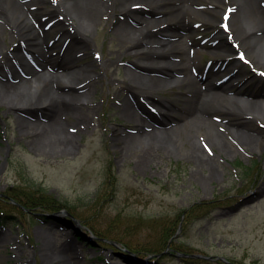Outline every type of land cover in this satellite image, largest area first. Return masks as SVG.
<instances>
[{
  "label": "rangeland",
  "instance_id": "rangeland-1",
  "mask_svg": "<svg viewBox=\"0 0 264 264\" xmlns=\"http://www.w3.org/2000/svg\"><path fill=\"white\" fill-rule=\"evenodd\" d=\"M199 2L196 7L203 13H213L212 5L210 7L205 0ZM169 3L174 4L171 0L163 2L165 6ZM227 8L223 5L220 12ZM174 9L169 8L153 17L165 16L164 23L157 22V27L165 25L174 30L178 36L171 39L179 40L185 38V30H181V34L177 31L182 20H169ZM220 18L219 13L217 19ZM116 19L118 15L102 18L93 27L92 38H86L90 46L88 51L80 55L79 65L92 64L98 76L97 81H91L89 89L84 91L87 102L83 108L89 110L90 117L83 130L73 131L71 137L68 136L70 151L31 148L28 136L22 134L18 113L32 120H46L45 112L34 108L35 105H27L17 112L9 110L8 98L0 102V213L4 211L3 215L12 216L0 227L3 244L0 264H56L46 260L42 236L50 237L57 245L74 243L75 254L82 264H116L121 259L127 264H208L189 254L225 259L230 261L228 264H264V147L258 148L254 143L248 146L244 139L245 135L262 137L264 116L254 118L240 111L234 114L218 109L212 116L213 122L235 152H221L206 139L204 128L192 127L185 130L186 134L182 132L188 141H183L180 147L173 144L171 154L156 149L155 159L140 166L139 152L124 151L121 147V138L135 131V124L121 113L124 98H131L136 111L151 125L165 128L175 122L166 123L159 106L153 107V102L180 100L187 86H163L151 93L152 98L142 90L129 89L125 78L131 56L125 54L127 44L115 32ZM191 25L195 29V39L200 43L197 48L201 52L198 58L201 66L213 67L214 72L223 65L230 69L213 76L216 83L231 81L238 84L242 79V85L258 94L227 93L263 102L264 62L253 58L239 68L229 59L231 47L227 42L213 47L208 41L215 33L214 28L194 21ZM222 26L221 22L217 24L219 28ZM45 36L52 42L50 52L55 56L72 53L65 49L64 40L57 41L60 33L45 31ZM8 40L11 48L25 45L23 39L16 38L12 44ZM172 59L180 61L177 56ZM253 75L257 76L254 82L250 81ZM64 78L77 80L73 75ZM33 97L23 102L37 99ZM229 104L236 106L233 99ZM261 104L264 107V102ZM172 108L175 113L182 112L180 105L174 103ZM62 118L68 129L76 127L72 117ZM201 132L205 134L200 136ZM190 136L199 140L216 166L209 162L200 165L186 157L192 148ZM212 169L216 173L209 175ZM34 188L45 190L62 204L58 210L51 211L52 214L70 218L60 212L65 208L81 224L90 227L94 234L86 232L91 239L81 238L74 228L55 218L34 217L36 210L22 211L21 207L15 206L20 203L16 193L29 196ZM12 198L17 203L12 202ZM202 202L201 207L191 211ZM209 202L211 204L205 206ZM174 225L179 227L168 248L157 257L149 255V249H161L158 245L163 238L161 231ZM80 228L84 230L82 226Z\"/></svg>",
  "mask_w": 264,
  "mask_h": 264
},
{
  "label": "bare ground",
  "instance_id": "bare-ground-1",
  "mask_svg": "<svg viewBox=\"0 0 264 264\" xmlns=\"http://www.w3.org/2000/svg\"><path fill=\"white\" fill-rule=\"evenodd\" d=\"M164 1L0 0V102L8 98L9 110L17 112L23 111L27 105H35L34 108H41L48 117L46 120H32L18 113L22 134L28 136L31 148L38 151L47 148L70 151L68 138L73 131H81L86 127L90 113L83 108L87 102L84 91L89 89L91 81H97L98 74L93 70L92 64L79 65L78 62L80 55L85 54L90 47L86 38H92L93 27L104 17L118 15L115 32L127 44L125 54L131 56V65L125 78L129 89L142 90L152 98L151 93L163 86H187V91L180 100L173 98L170 103L153 100V104L151 103L153 107L159 106V112L163 114L166 123L175 122L165 128L151 125L136 111V104L131 98L125 97L120 106L121 113L127 121L135 124V131L128 132L121 138L123 150H137L138 164L144 166L148 160L155 159L156 149L171 154L173 144L180 147L187 140L182 132L193 127L199 130L204 128L208 136L206 139L221 152H235L232 144L217 130L212 117L214 111L223 109L226 113L234 114L235 111H240L260 118L264 116L261 104L264 99L263 102L250 98L245 100L227 93L235 91L249 96L258 94L242 85V80L238 84L231 81L220 85L216 83L212 77L221 70L230 69L220 66L214 72L213 67L205 69L201 66L198 60L201 52L197 48L200 43L195 39V29L191 22L209 24L214 28L215 33L208 40L216 46L227 42L232 53H238L249 61L257 58L264 62V0H205L210 7L212 5L213 13L208 15L196 7L201 0H171L174 4L166 6ZM223 5L228 9L220 12ZM172 7L175 9L169 20H182L183 24L177 31L181 34V30H185L184 36L191 44L185 38L171 39L178 36V33L165 25L157 27V22L162 25L166 18H156L153 15ZM219 13L220 20L217 19ZM223 21L227 22V26L217 27ZM45 31L50 34L60 33L57 41L64 40L65 49H70L72 53L63 52L58 56L51 53V42L46 39ZM159 34L165 37H160ZM16 38L25 40L24 47L19 45L11 48L8 45V39L12 44ZM173 56L179 57L180 61L172 59ZM178 74L183 76H177ZM66 75H73L77 82L66 80ZM256 79L257 76L253 75L250 81L254 82ZM256 83L259 86L258 80ZM30 96L37 99L23 102ZM232 99L235 107L229 104ZM174 103L180 105L181 113H175L172 108ZM62 116L69 119L72 117L73 122L76 121V127L68 129ZM204 134L201 132L200 136ZM245 136L243 138L248 143L246 145L254 143L258 148L264 147V133L261 138ZM189 139L192 148L186 154L188 159H193L200 165L208 162L213 167L214 164L217 165L212 162L213 159L208 156L199 140L195 141L192 136ZM213 173H216L214 169L209 175ZM40 238L48 263L82 264L75 254L74 243L57 245L50 237ZM2 245L0 242V248ZM2 258L0 255V259ZM116 264L127 262L121 259Z\"/></svg>",
  "mask_w": 264,
  "mask_h": 264
},
{
  "label": "trees",
  "instance_id": "trees-1",
  "mask_svg": "<svg viewBox=\"0 0 264 264\" xmlns=\"http://www.w3.org/2000/svg\"><path fill=\"white\" fill-rule=\"evenodd\" d=\"M31 192L32 194L29 196L28 195L23 196L22 194L16 193L18 195V197L16 196V199L24 207H21L19 205H15V206L21 207L22 211H24L25 210L24 208L26 207L30 210L50 212V211L58 210L59 205H62L60 202H57L56 199H54L52 196L48 195L45 192V190H41V188H34L33 190H31ZM202 204H204V202L196 204L194 208L191 209V211L195 210V208L201 207ZM210 204H211L210 202L208 204L205 203V206L210 205ZM179 217L180 215L178 216V218ZM5 218L6 217H4V219ZM178 227L179 225H174L172 228H170L167 231L165 229L163 230V232L161 231L162 233L161 236L163 238L161 242H158L159 243L158 245L161 247V249H156V248L149 249V253H163V251H165L168 248L170 240L176 237L175 234L177 232ZM177 252H180V251L178 250ZM197 258L200 260L202 259L208 264H228L230 262V261L222 260V259L209 260V259L201 258V257H197ZM214 261L216 262L212 263Z\"/></svg>",
  "mask_w": 264,
  "mask_h": 264
},
{
  "label": "water",
  "instance_id": "water-1",
  "mask_svg": "<svg viewBox=\"0 0 264 264\" xmlns=\"http://www.w3.org/2000/svg\"><path fill=\"white\" fill-rule=\"evenodd\" d=\"M60 212L62 214H68V215H70V218L61 217L59 213L50 214V217H53V218L62 220L63 222L67 223L69 226H73L74 228H76V229L79 230L78 227L80 225V222L77 219H75L67 210H62Z\"/></svg>",
  "mask_w": 264,
  "mask_h": 264
}]
</instances>
